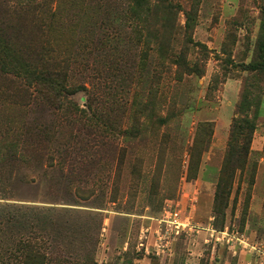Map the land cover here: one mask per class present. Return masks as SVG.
<instances>
[{"label": "rangeland", "instance_id": "rangeland-1", "mask_svg": "<svg viewBox=\"0 0 264 264\" xmlns=\"http://www.w3.org/2000/svg\"><path fill=\"white\" fill-rule=\"evenodd\" d=\"M26 1L0 0V25L18 26L22 20L15 6ZM170 1L176 8L167 20L174 26L164 41L167 51L148 50L146 29L130 14L132 0L45 3L57 26L54 55L69 60L68 81L78 90L69 97L84 107L89 91L97 101L98 125L91 130L79 116L41 97L25 107L0 100V121L13 120L9 123L29 130L18 152L25 154L37 135L47 138L53 152L50 163L42 159L31 166L3 156L0 168V214L32 208L35 216L49 215L52 221L44 228L41 221L33 223L29 239L44 264L85 259L92 264H264V74L243 69L255 59L264 0ZM191 8L192 44L182 30L183 11ZM168 51H185L198 62V71L180 73ZM6 99L11 101L10 95ZM242 114L255 123L247 164L243 173L235 171L224 203L216 208L233 119ZM72 136L82 140L70 141ZM99 139L120 154L110 155L106 143L100 156L92 157L90 146ZM61 155L79 157L73 165L80 168L71 172L69 162H58ZM168 206L214 229L237 230L258 250L219 243L200 231L171 238L168 248L156 253L153 218ZM3 220L0 215V264H23L28 233H8Z\"/></svg>", "mask_w": 264, "mask_h": 264}, {"label": "trees", "instance_id": "trees-1", "mask_svg": "<svg viewBox=\"0 0 264 264\" xmlns=\"http://www.w3.org/2000/svg\"><path fill=\"white\" fill-rule=\"evenodd\" d=\"M49 0H44L43 3L38 1L22 2L15 6V10L19 13L22 20L20 24L14 25L18 27V31L13 32L14 26L0 25V100L6 102L8 105L20 104L25 107L29 101L43 98L45 101L54 103L56 107L61 108L62 111L68 112L72 117L79 116L87 124V128L91 129L98 125V112L96 98L89 95L88 89L83 86V90L88 91V96L85 100L84 107L77 106L69 96L75 94L78 90L69 83V60L67 58H58L54 55L55 49L51 45V40L56 25L53 20V14L47 13L45 3ZM133 4L129 6L130 14L136 24L146 30L147 41L150 38V43L147 48L149 51L165 49L164 41L169 38L174 31V26L167 24L168 16L175 11L176 4L170 0H132ZM185 25L182 27L186 43H193L191 40V32L195 24V11L191 8L184 10ZM261 24L260 35L255 43V59L243 64V69L253 74H264V4L261 7ZM161 13L166 14V17L160 18ZM50 17L52 19H50ZM136 28V26H135ZM171 29L168 34L166 30ZM17 42L15 39H20ZM16 41V42H12ZM19 43V45H17ZM196 45V44H193ZM16 47H19L17 49ZM19 51L21 53L19 54ZM169 57L176 64L180 73H195L199 69V64L193 58L188 57L185 51H168ZM23 56L32 60L33 63H28ZM18 78L16 81L13 78ZM12 88L13 90H10ZM7 95H10L11 101L7 100ZM244 97L249 96L246 93ZM18 99L19 103L16 102ZM244 104L238 107V110H244ZM248 109H251L250 102L246 104ZM11 107V106H6ZM246 110V111H247ZM2 113H0V117ZM13 122V120H9ZM2 123L0 121V168L4 167L3 156H9L10 161L17 164H25L28 166L34 163L46 160L50 163L52 159L51 148L46 144L47 138L36 140L25 151V154L18 152V142L29 136V130L22 129L18 123ZM90 125V126H89ZM255 130V123L252 118H248L242 114L238 119H233L232 136L230 137L227 148L225 150L222 164L220 167V178L216 185L215 199L216 208H219L226 199V188L230 186L234 173L238 170L243 173L247 164L250 145L252 142V135ZM44 132L43 129L39 130ZM36 133V132H35ZM36 135V134H35ZM40 137V136H39ZM78 142L82 140L79 136L68 137ZM100 140V139H99ZM85 141L84 143H86ZM107 143L109 154H120V150L116 149L111 142L100 140L99 143H92V157L100 156L102 147ZM13 152V153H12ZM18 152V155L16 153ZM12 153V155L10 154ZM77 156L69 157L61 155L60 163L69 162V170L72 172L80 166L76 164ZM4 162L6 160L4 159ZM77 165V164H76ZM47 212H52V209L44 208ZM4 220L1 221L8 233L15 234L20 229L27 231L28 243L27 250L24 252L23 264H44L45 257H40L33 249L32 243L29 240L34 231L32 230L33 223L41 221L43 228L48 227L52 222L49 215L35 216L32 208H15L12 211L6 210L2 214ZM220 227V226H219ZM44 231H48L44 229ZM76 264H92L90 260L85 259L83 262Z\"/></svg>", "mask_w": 264, "mask_h": 264}, {"label": "built area", "instance_id": "built-area-1", "mask_svg": "<svg viewBox=\"0 0 264 264\" xmlns=\"http://www.w3.org/2000/svg\"><path fill=\"white\" fill-rule=\"evenodd\" d=\"M153 219L157 223L154 230L156 253L163 252L168 248L171 238L177 237L180 234L199 233L200 231H205L211 239L219 243L228 244L231 242V244L236 246L248 247L252 251L258 250L239 231L228 228L217 230L208 223L206 225L197 223L188 213L182 212L177 207L168 206L162 210L158 217Z\"/></svg>", "mask_w": 264, "mask_h": 264}]
</instances>
